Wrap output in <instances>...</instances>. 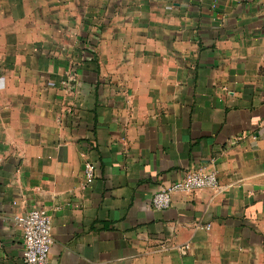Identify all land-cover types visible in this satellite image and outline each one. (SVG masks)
I'll return each mask as SVG.
<instances>
[{
  "label": "crops",
  "instance_id": "obj_1",
  "mask_svg": "<svg viewBox=\"0 0 264 264\" xmlns=\"http://www.w3.org/2000/svg\"><path fill=\"white\" fill-rule=\"evenodd\" d=\"M39 208L49 264H264L263 0H0V264Z\"/></svg>",
  "mask_w": 264,
  "mask_h": 264
},
{
  "label": "built area",
  "instance_id": "obj_2",
  "mask_svg": "<svg viewBox=\"0 0 264 264\" xmlns=\"http://www.w3.org/2000/svg\"><path fill=\"white\" fill-rule=\"evenodd\" d=\"M95 172V164L87 161L84 166L87 184L94 181ZM220 187L214 172H190L171 184L159 188L152 197L151 206L156 210H166L171 206L175 193L192 192L205 188L219 190ZM16 223L23 232L24 264H49V253L53 244L51 215L45 209H33L17 216Z\"/></svg>",
  "mask_w": 264,
  "mask_h": 264
}]
</instances>
